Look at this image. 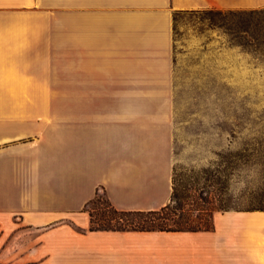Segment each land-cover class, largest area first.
Here are the masks:
<instances>
[{
	"label": "crops",
	"instance_id": "crops-1",
	"mask_svg": "<svg viewBox=\"0 0 264 264\" xmlns=\"http://www.w3.org/2000/svg\"><path fill=\"white\" fill-rule=\"evenodd\" d=\"M264 0H0V264H264V211L201 232L89 231L102 194L172 192L173 22Z\"/></svg>",
	"mask_w": 264,
	"mask_h": 264
},
{
	"label": "rangeland",
	"instance_id": "rangeland-1",
	"mask_svg": "<svg viewBox=\"0 0 264 264\" xmlns=\"http://www.w3.org/2000/svg\"><path fill=\"white\" fill-rule=\"evenodd\" d=\"M173 82V210L198 226L214 209L264 211V8L175 14ZM106 211L98 193L89 227Z\"/></svg>",
	"mask_w": 264,
	"mask_h": 264
},
{
	"label": "trees",
	"instance_id": "trees-1",
	"mask_svg": "<svg viewBox=\"0 0 264 264\" xmlns=\"http://www.w3.org/2000/svg\"><path fill=\"white\" fill-rule=\"evenodd\" d=\"M253 12V11H251ZM173 184V183H172ZM177 199L174 184L169 203L158 211L149 212H121L113 209L106 201V212L99 227H89V231H135V232H201L213 230V221L210 210L207 224L193 225L183 221L184 218L176 214L171 204ZM222 212L237 211L235 207L220 209ZM92 224V222H90ZM192 224V225H191Z\"/></svg>",
	"mask_w": 264,
	"mask_h": 264
}]
</instances>
